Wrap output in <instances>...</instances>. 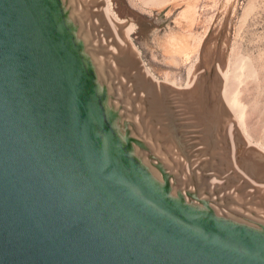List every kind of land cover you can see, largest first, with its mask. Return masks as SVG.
Returning <instances> with one entry per match:
<instances>
[{"label":"water","instance_id":"95a60500","mask_svg":"<svg viewBox=\"0 0 264 264\" xmlns=\"http://www.w3.org/2000/svg\"><path fill=\"white\" fill-rule=\"evenodd\" d=\"M99 56L75 0H0V264H264L240 177L167 162Z\"/></svg>","mask_w":264,"mask_h":264},{"label":"rangeland","instance_id":"374dc122","mask_svg":"<svg viewBox=\"0 0 264 264\" xmlns=\"http://www.w3.org/2000/svg\"><path fill=\"white\" fill-rule=\"evenodd\" d=\"M75 2L86 33L103 46H107L108 43L105 44V41L111 39V30L104 27L107 4L111 15L109 18L112 17L111 23L108 21L110 28L114 29L113 23L116 22L125 28L133 27L128 41L132 52L130 50L125 52L128 56L125 60L127 64L118 65L121 61L111 62L112 59L103 56L99 58L105 59V63L110 60L109 66H112L114 73L117 74L115 77L120 86L125 87L128 99L134 98L132 96L134 92L130 90H134L131 89L134 85L138 88L137 84H140L142 89L146 88L152 97L153 106L148 104L147 109L151 110L144 120L147 132L153 133L155 139L158 138L156 126L149 122L151 118H156L157 109L162 107L154 90H150V84L162 81L179 88L187 87L199 60H203L207 66L215 63L219 72L218 88L222 90L223 101L229 114L227 121L232 123L227 124L228 130L229 126L233 125L232 131H236L240 139L241 149L238 151V157L243 159L252 152L256 154L259 162L263 163L262 167H259L264 169V0H75ZM107 48L111 55L113 52L108 46ZM115 54L119 55L116 52ZM224 74L227 75V90L242 122V129L236 125L225 103ZM140 95L142 96L138 92L135 98L138 110L142 107ZM246 138L252 142L251 146L248 145ZM152 143L165 156L167 162L176 165V168L180 164V169L186 174L187 160L179 155L175 142L157 140ZM247 148H253L258 154L247 151ZM238 157L235 163L240 164L241 159ZM228 160L226 162L222 159L216 163L218 169H222V176L213 172L214 176H219L216 179L218 182L233 168L234 163L230 159L232 163L230 164ZM262 175L264 172L253 177L259 183L253 182L261 183L259 186L264 188ZM234 178L235 182L228 189L233 200L237 201L231 203L232 206L247 213L255 211L256 214L261 212L264 215V194L261 196L256 192V195L253 190L251 191V187L246 188L241 179Z\"/></svg>","mask_w":264,"mask_h":264},{"label":"flooded vegetation","instance_id":"af4514ba","mask_svg":"<svg viewBox=\"0 0 264 264\" xmlns=\"http://www.w3.org/2000/svg\"><path fill=\"white\" fill-rule=\"evenodd\" d=\"M192 74L187 87L179 88L162 81L157 86L151 85L150 90H154L162 106L157 109L156 118L149 122L156 126L157 140L179 143L188 149L185 153L193 157L224 159L226 162L229 159L230 162L233 155L237 159L239 135L231 126L228 130L229 114L222 90L218 88L219 72L215 63L207 66L199 60ZM137 93L132 94L133 100ZM141 97L148 102L151 96ZM149 110L144 107L138 110L142 119H146Z\"/></svg>","mask_w":264,"mask_h":264},{"label":"bare ground","instance_id":"6f19581e","mask_svg":"<svg viewBox=\"0 0 264 264\" xmlns=\"http://www.w3.org/2000/svg\"><path fill=\"white\" fill-rule=\"evenodd\" d=\"M80 2V1H79ZM105 12H106V14H105V17H104V19L106 20V23L104 24V27L105 28H107L110 32H111V34H110V37H111V39H110V41H108V40H106L105 41V44H106V42L108 43V44H106L109 48H110V50L113 52V53H111V59H112V61L111 62H119V61H121V62H119L118 63V65L119 64H124V63H126L125 62V60L128 58V56H126V50H132V49H130V46H128V44H129V34L130 33H132L131 31H132V28L133 27H131V26H128V27H124V26H122V25H119V24H114L113 22V27H114V29H112V28H110V26H109V22L111 23V18H109L111 15L109 14V5L107 4V6L105 7ZM110 15V16H109ZM111 19V20H110ZM109 21V22H108ZM108 30H107V32H108ZM109 32V33H110ZM126 42H127V44H126ZM115 52L117 53V54H119V55H116L115 54ZM132 52V51H131ZM120 57V58H119ZM116 64V63H115ZM127 64V63H126ZM129 65V64H128ZM131 66V65H130ZM131 79V78H130ZM149 79V78H148ZM223 80H224V82H225V87H226V89H225V103L227 104V106H228V109L231 111L230 113L232 114V116L234 117V121L236 122V125H238L239 127H240V129H242L243 127H242V122L240 121V119H239V116H238V112L235 110V108L233 107V104H232V102H231V100H230V92H228V90H227V87H228V85H227V75L226 74H224L223 75ZM148 82V81H147ZM132 85H134V84H132ZM138 85V88L135 86H132V88L131 89H134V90H130L131 92L132 91H134V93L135 92H140L142 95H148V96H150L149 95V93L147 92V90H146V88H141V86H140V84H137ZM152 85V84H151ZM158 84H154V86H157ZM142 86H144V84H142ZM160 87V86H159ZM229 89V88H228ZM146 97V96H145ZM148 98V97H147ZM151 98L152 97H150V101H148V103L147 102H145V100H142V98H141V100L142 101H140L141 102V105H142V107H144L145 109H147L148 107H149V105L148 104H151L152 106H153V104L152 103H154L153 102V100H151ZM139 100V99H138ZM149 100V99H148ZM146 103H147V105H146ZM145 104V105H144ZM150 105V106H151ZM158 105V104H157ZM151 106V107H152ZM152 109H153V107H152ZM151 110V109H150ZM162 123V122H161ZM228 123H230V122H228ZM230 124H232V123H230ZM228 126V125H227ZM231 126H233V125H231ZM232 128V127H231ZM230 129V128H229ZM234 131V130H233ZM241 131H244V130H241ZM244 133V132H243ZM235 135V134H234ZM231 137H232V135H231ZM234 137V136H233ZM238 139V138H237ZM232 140V139H231ZM246 140H247V142H248V145L249 146H251L252 145V142L250 141V140H248L247 138H246ZM233 142V141H232ZM237 142V141H236ZM238 145L240 144V139L238 140ZM241 145H242V143H241ZM239 149H241V146L239 145V147H238ZM254 152V151H253ZM234 154V153H233ZM249 155H247L246 157H244L243 158V156H242V158L243 159H241L240 157H238V159L240 158L241 160L239 161L240 162V164L239 163H235V161H236V157H234L233 155H231L232 156V163H234L233 164V169H234V171H235V174L237 175V176H239L240 178H241V180L240 181H242V183L246 186V188H250L251 187V191L253 190V192L254 193H258V194H261V196H262V194H264V188H263V186L261 187V186H259L260 184H257V183H259L258 182V180L256 179V178H254L253 179V177H256V175H259V174H263V172H264V169H262V168H260L259 166H261L262 164L259 162L260 160H258V158L256 157V154H254V153H248ZM258 154V153H257ZM259 155H260V153H259ZM261 156V155H260ZM237 162V161H236ZM231 163V164H232ZM236 164V165H235ZM240 165V166H239ZM262 167V166H261ZM231 168V167H230ZM233 171V170H232ZM262 176H264V175H262ZM239 178V179H240ZM264 178V177H263ZM217 179V177H214V180L213 181H217L216 180ZM253 181H255V182H257V183H254ZM218 182V181H217ZM219 182H220V180H219ZM242 183H241V186H242ZM244 185H243V187H244ZM247 185H249V186H247ZM245 188V189H246ZM243 189V188H242ZM258 190V191H257ZM252 192V194H254ZM250 193V192H249ZM257 193H256V195H257ZM260 196V197H261ZM258 197H259V195H258ZM259 197V198H260ZM249 212V211H248ZM250 213V212H249Z\"/></svg>","mask_w":264,"mask_h":264}]
</instances>
